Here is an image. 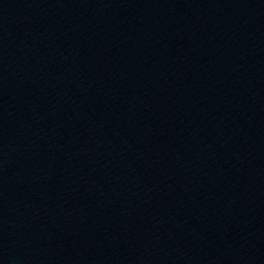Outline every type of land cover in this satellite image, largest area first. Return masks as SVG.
<instances>
[{"label": "water", "instance_id": "95a60500", "mask_svg": "<svg viewBox=\"0 0 264 264\" xmlns=\"http://www.w3.org/2000/svg\"><path fill=\"white\" fill-rule=\"evenodd\" d=\"M0 264H264V0H0Z\"/></svg>", "mask_w": 264, "mask_h": 264}]
</instances>
